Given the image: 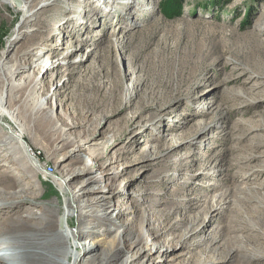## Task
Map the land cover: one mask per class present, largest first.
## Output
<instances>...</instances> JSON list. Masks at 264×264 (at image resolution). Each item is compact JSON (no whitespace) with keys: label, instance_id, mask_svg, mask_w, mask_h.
Listing matches in <instances>:
<instances>
[{"label":"rangeland","instance_id":"1","mask_svg":"<svg viewBox=\"0 0 264 264\" xmlns=\"http://www.w3.org/2000/svg\"><path fill=\"white\" fill-rule=\"evenodd\" d=\"M20 1L18 7L13 0H0V56L10 50L6 54H15L18 67L36 66L15 81L28 73L41 83L52 79L45 90L34 93L36 100L48 99L43 105L46 112L66 114L67 122L76 123L72 131L79 139H97L94 148L103 151V157L94 161L91 150L83 153L91 171L83 173L72 191L80 185L88 188L91 183L82 180L96 177L99 182L91 187L103 191L90 196H117L107 214L114 224L96 226L110 233L97 234L92 241L114 247L118 239L113 235L132 222L138 227L124 252L128 264H241L237 256L242 252L226 262L206 259L201 251L210 246L218 253L226 249L224 226L258 212L257 201L264 197V170H259L264 168V45L252 38L264 40V0H173L179 2L176 15L165 11L171 9L168 0H115L111 6H106L110 0H98L93 8L100 12L90 31L83 28L91 22L81 23L83 15H93L89 1H56L23 23L24 14L11 5L20 8L30 0ZM52 1L37 0L27 16ZM66 12L74 22L64 31ZM39 21L48 29L41 31ZM52 26L53 33L48 32ZM15 36L18 40L9 49ZM48 57L59 64V74L51 70L42 77L40 67ZM258 63L263 64L261 76L255 68ZM30 93L31 87L24 91L26 100ZM30 98L26 108L34 106ZM4 116L5 122L11 119L8 110ZM32 134L36 138L32 153L41 157L39 166L35 164L38 177L60 195L55 188L60 177L50 174L73 147L59 150L50 144L48 155L43 150L47 142L39 132ZM70 138L74 136L65 140ZM149 147L151 155L154 151L151 160H142L139 152ZM32 153L25 154L29 158ZM113 160L116 163L104 169L98 167ZM223 192L233 193L228 199L235 201V195L249 193L250 201L238 202L240 208L227 201L213 206L212 195ZM39 203L55 204V199ZM61 203L66 211L63 197ZM122 210L123 223H115ZM75 218L72 230L62 217L58 227L70 235ZM214 233L216 242L202 244V238ZM70 242L81 249V238ZM68 251L75 254L73 248ZM261 263L264 259L250 264Z\"/></svg>","mask_w":264,"mask_h":264},{"label":"bare ground","instance_id":"2","mask_svg":"<svg viewBox=\"0 0 264 264\" xmlns=\"http://www.w3.org/2000/svg\"><path fill=\"white\" fill-rule=\"evenodd\" d=\"M36 1L30 0L23 2L20 8L11 5V8L15 12L24 14L22 23L29 17L31 18V16L42 14L46 9L53 6L56 1L64 2V0H53L50 4L39 7L27 16V12ZM85 1H89L88 6L93 11V15H83L85 21L83 20L81 23L85 25L86 20L91 22V25H85L83 28L84 30L90 31L94 26L92 19L99 15L100 9H97V6L93 8L95 1L98 0ZM114 3L115 0H110L106 6H111ZM130 7L131 5H128L127 8L130 9ZM67 15L68 19L63 23L64 31L74 22V17L71 16V13L68 12ZM135 15H137L136 12ZM135 15L133 13L131 17ZM42 22L39 21L38 23L41 31L49 26L48 24L42 25ZM54 28V26L50 27L48 32L53 33ZM18 30L19 28H15L13 33L17 35ZM17 38L15 36L9 42V49L16 43ZM252 38L258 45H264V40L260 39L257 35H253ZM80 48L82 49V47ZM8 51L10 50H7L6 53ZM6 53L0 56V71L3 72L2 77H0V237H2L0 238V264H128L129 257L124 252L130 249L131 245H129L128 238L136 231L138 225L128 222L122 232L117 231L113 235V240L118 239L114 247L113 245L112 247H103L101 244L92 241L97 234L103 235V233H110V229H96V226L106 225V223L114 224L112 217L107 214L109 212L110 215V210L114 206V200L117 196L114 193L110 197L101 195L90 196V193L103 191L101 187L96 189L91 187L99 182L96 177H88L82 180H86L87 184L91 183L88 188H82V185H80L77 192L75 190L72 191L75 186H78L77 184L81 180L80 178L83 173L86 174L91 171L84 163L83 153L87 149L88 151L91 150L94 161L103 157V151L100 152L97 148H94L97 139H79L72 131L76 123L67 122L66 114L54 115L46 112L43 105L45 102L48 104V99L43 102L37 101L34 93L45 90L52 79L49 81L43 80L44 82L41 83L42 81L40 82V79L33 77L34 75L31 77L28 73V75L21 76L18 81H15L16 77L24 73L26 74L29 69L34 71V67L36 66L30 64L28 68L18 67L17 63L19 59L15 57V54L9 57ZM51 58L48 57L45 65L40 67L43 69L42 77H48V72L51 70L57 75L59 74L58 69H56L59 64L54 65L51 62ZM56 60L59 61L58 59ZM81 62L83 63L84 61L80 60L78 63ZM9 63L12 64L8 65ZM73 63L69 62L68 64L72 65ZM255 68L261 76L263 73V64L258 63ZM245 74L247 72L242 73V75ZM237 80H239L238 77ZM29 87H31L32 94L30 93L28 97L26 96V100L24 91H27ZM30 96L32 97L34 106L26 108L29 104L27 102H30ZM6 110L11 115V119L8 122L4 121V112ZM12 118L18 121V125L15 124ZM3 121L6 124L5 126ZM5 127L9 130H5ZM35 131L39 132L40 134L37 135L42 136V139L47 142V145L43 146V150L48 155H50L48 151L50 144H54L59 150L73 147L69 152H65L63 158L58 161L59 164L56 173L50 174L53 177L59 176L61 178H58V181L55 182V188H59L60 195H58L57 191L51 185L43 184L35 170V164L39 166L41 161L40 156L33 155L36 138L32 133ZM103 134V132H99L98 135L103 136ZM69 135L74 136V138L65 140ZM60 142L62 144L58 145ZM86 144L87 147H84ZM134 147H132V151ZM150 148H142L139 152L142 160H151L150 158L153 156L154 151H151V155ZM27 152L28 154L29 152H33L31 156L29 155V158L25 154ZM116 161L113 160L107 164L102 163L98 167H103L104 169L107 165H112ZM247 161H250V159H247ZM69 165H73V167L67 168ZM13 170L16 173H11ZM259 170L262 171L264 168ZM9 177L13 178V182L9 181ZM35 181L38 182V187L35 186ZM39 188L42 190L40 191ZM45 188H51L52 191L49 193ZM241 194L239 196L235 195L237 198L236 201L228 199L229 195L234 197L233 193L228 192L226 194V192H223L222 194H214L211 197L212 205L214 206V203L222 205V202L227 201L235 207L240 208L238 202L245 205L246 202L250 201L249 193H245L244 195L241 192ZM52 197L55 199V204L41 205L39 203L41 201H48ZM62 197L66 211L59 207L62 204ZM49 202L51 203V201ZM257 202V205L261 207L258 212H255L248 219L240 220L233 218L224 226L225 234L223 240L226 249L218 253L215 248L213 249L210 246L209 250L201 251L206 259L230 262L233 259V254L239 252L243 253L237 256L241 259V264H250L253 260L260 261L264 259V246L262 245L264 244V197ZM70 211L75 216H72ZM123 216L124 211L122 210L115 218V223L122 224ZM59 217H62L68 230L73 229V217H76L74 232H71L70 235L62 232V229L58 227ZM236 217H238L237 214ZM59 226L63 228L62 224ZM121 233H123V238L120 241ZM202 233H204V230H202ZM70 238L73 240L81 238V249H77L72 242L67 243V241H70ZM217 238V234H210L209 237L201 239L202 244H205L207 241L211 243L216 242ZM68 248H73L75 254L71 255Z\"/></svg>","mask_w":264,"mask_h":264},{"label":"trees","instance_id":"3","mask_svg":"<svg viewBox=\"0 0 264 264\" xmlns=\"http://www.w3.org/2000/svg\"><path fill=\"white\" fill-rule=\"evenodd\" d=\"M166 2H167V1H166ZM168 2H169V4H172V5H170V6H171V9H170V8H166V10H165V8H164V10H165V11H169V12H170V11H173V14H175V15L178 14V11H176V10H177V8H178V4H179V2H176V1H175V3H174L173 0H168ZM168 2H167V3H168ZM167 3H166V4H167ZM173 3H174V4H173ZM166 7H167V6H166Z\"/></svg>","mask_w":264,"mask_h":264},{"label":"water","instance_id":"4","mask_svg":"<svg viewBox=\"0 0 264 264\" xmlns=\"http://www.w3.org/2000/svg\"><path fill=\"white\" fill-rule=\"evenodd\" d=\"M14 1V3L17 5V6H20V4H21V1L20 0H13Z\"/></svg>","mask_w":264,"mask_h":264}]
</instances>
